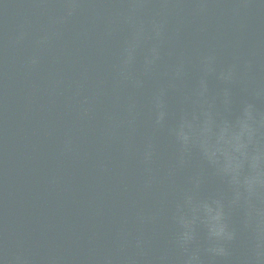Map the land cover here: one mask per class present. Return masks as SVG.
<instances>
[{
	"label": "water",
	"instance_id": "obj_1",
	"mask_svg": "<svg viewBox=\"0 0 264 264\" xmlns=\"http://www.w3.org/2000/svg\"><path fill=\"white\" fill-rule=\"evenodd\" d=\"M0 264H264V0H0Z\"/></svg>",
	"mask_w": 264,
	"mask_h": 264
}]
</instances>
